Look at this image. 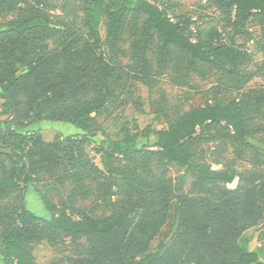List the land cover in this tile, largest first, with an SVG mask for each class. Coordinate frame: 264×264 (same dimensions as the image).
I'll return each mask as SVG.
<instances>
[{"label": "trees", "instance_id": "16d2710c", "mask_svg": "<svg viewBox=\"0 0 264 264\" xmlns=\"http://www.w3.org/2000/svg\"><path fill=\"white\" fill-rule=\"evenodd\" d=\"M212 2L221 19L206 16L191 22L173 19L150 0H62L60 14L51 23L40 0H0V14L20 3L28 9L27 16L0 26V99L3 111L10 113L0 121L2 264H38L31 256V243L61 234L85 239L84 252L74 264H264L247 240L255 227L264 236V181H259L263 176L244 172L229 189L226 183L238 176L231 165L211 168L197 160L196 153L197 143L210 129L224 131L235 143L247 141L244 104L215 101L185 111L153 132L154 149L137 147L127 134L117 139L103 136L94 148L101 166L86 149L90 132L98 130V116L116 91L132 79L148 84L151 73L145 54L154 38L158 68L178 49L197 74L212 67L229 76L236 73L246 52L222 32V23L237 34L246 33L250 18H264V0ZM127 13L144 16L140 51L135 50L137 64L130 69L107 60L104 52L115 51ZM259 75L264 84V65ZM261 98L257 101H264V94ZM133 107L140 110L139 103ZM45 120L70 123L82 134L61 144L43 140L39 132L18 131ZM4 148L10 153L2 152ZM154 164H176L186 170L192 176L190 192L155 176ZM44 179L50 182L47 187H71L67 201L47 206L48 219L28 210L23 198L29 185ZM93 192L108 198L117 195L110 214L74 212L69 200L85 199ZM11 194L16 201L8 206L4 200ZM172 199L177 203L178 229L170 242L149 251Z\"/></svg>", "mask_w": 264, "mask_h": 264}, {"label": "rangeland", "instance_id": "374dc122", "mask_svg": "<svg viewBox=\"0 0 264 264\" xmlns=\"http://www.w3.org/2000/svg\"><path fill=\"white\" fill-rule=\"evenodd\" d=\"M62 0H40L41 8L49 15L51 23L56 21L55 16L60 14ZM164 8L173 19H189L191 22L204 17L221 19L219 10L212 0H150ZM28 14L27 5L20 3L16 8L0 14V26L7 20L25 17ZM144 16L142 14L127 13L123 20L122 38L116 44L113 52L104 51L107 60L130 69L137 64L136 51H140L141 31ZM222 32L233 37L235 45L246 52V59L236 66V73L229 76L214 67L204 74H197L189 68L188 57L178 49L172 51V56L163 68L155 64V38L145 54L150 66L148 84L132 79L125 89H118L116 97L111 100L105 111L98 116V130L90 132L86 149L92 161L101 166L100 158L95 153V144L103 136L122 138L131 136L137 147L154 149V131L166 128L177 117L188 110L215 101H235L244 104L245 120L249 131L246 142L235 143L224 136V131L210 129L203 134L197 143V160L209 164L211 168H220L230 164L238 178L244 172L256 171L264 181V84L260 77L264 65V18L253 16L246 24V33L237 34L225 23H222ZM105 21L100 26V36L105 38ZM214 87L211 93L206 90ZM0 99V121L9 117L10 113L3 111ZM133 103L140 104V110H135ZM75 126L62 121L45 120L19 128L18 131L39 132L45 141L63 143L73 133ZM147 129L150 134L147 137ZM5 154L10 150L4 148ZM6 164L8 158L3 155ZM222 159L221 163L215 161ZM155 176L171 182L174 188L190 192L192 176L176 164L153 165ZM240 181V179H238ZM49 180L31 184L23 196L25 206L41 219H48L49 205H58L67 201L70 186H51ZM45 187H47L45 189ZM117 195L112 198L104 197L99 192H93L89 197L81 199L79 196L69 200L74 212L85 213L93 217H103L111 213L116 207ZM16 201L11 194L4 200L8 206ZM48 205H45V203ZM179 213L177 203L171 200L167 218L149 242V251H155L162 243H168L178 229ZM248 246L255 248L264 259V236H259L257 227L247 236ZM86 242L84 238L71 239L66 235L54 236L50 241L41 240L30 245V253L38 264H74L84 252Z\"/></svg>", "mask_w": 264, "mask_h": 264}, {"label": "built area", "instance_id": "2783aa9c", "mask_svg": "<svg viewBox=\"0 0 264 264\" xmlns=\"http://www.w3.org/2000/svg\"><path fill=\"white\" fill-rule=\"evenodd\" d=\"M238 183V176H235L230 182L226 183V187L229 189H234Z\"/></svg>", "mask_w": 264, "mask_h": 264}, {"label": "crops", "instance_id": "0c3cea01", "mask_svg": "<svg viewBox=\"0 0 264 264\" xmlns=\"http://www.w3.org/2000/svg\"><path fill=\"white\" fill-rule=\"evenodd\" d=\"M79 132H80L79 129H76V130L73 131V133H79ZM81 133H82V131H81ZM0 264H2V261L1 260H0Z\"/></svg>", "mask_w": 264, "mask_h": 264}]
</instances>
